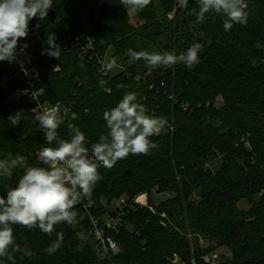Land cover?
Segmentation results:
<instances>
[{
    "label": "trees",
    "instance_id": "16d2710c",
    "mask_svg": "<svg viewBox=\"0 0 264 264\" xmlns=\"http://www.w3.org/2000/svg\"><path fill=\"white\" fill-rule=\"evenodd\" d=\"M247 4V23L229 31L216 15L196 23L198 0H188L186 8H179L177 0H149L135 14L137 24L122 0H53L55 20L45 16L29 22V33L38 30V37L30 39V66L37 70L41 101L51 107L59 102L76 113L71 122L85 133L87 146L107 133L103 112L126 92L137 93L148 113L168 124L150 138L158 147L148 154L98 168L101 179L91 203L85 198L73 206L75 223L61 222L51 235L14 225L16 248L9 249L14 264H210L205 255L214 249H194L190 234L228 248L232 259L223 264H264V0ZM49 33L56 43L68 40L58 60L41 55ZM194 43L201 50L192 69L183 64L153 69L128 54L129 49L153 53L155 48L178 55ZM109 48V58L124 70L103 74L99 60ZM9 72L0 62V81ZM22 86L13 80L0 92V159L20 154L29 166H41L39 151L53 145L35 120L33 103L21 97ZM17 111L19 125L13 126L8 117ZM67 122L57 129L60 139L70 138ZM22 175L17 168L11 177H0V195ZM154 193L171 197L155 205ZM144 194L148 205L135 204ZM121 198L130 204L124 225L107 233L119 251L104 256L90 217L114 216L103 200L110 204ZM241 201L254 206L240 211ZM57 233L63 234L62 246L49 255L45 249ZM0 259L13 264L7 256Z\"/></svg>",
    "mask_w": 264,
    "mask_h": 264
},
{
    "label": "clouds",
    "instance_id": "9594fccd",
    "mask_svg": "<svg viewBox=\"0 0 264 264\" xmlns=\"http://www.w3.org/2000/svg\"><path fill=\"white\" fill-rule=\"evenodd\" d=\"M149 0H122L123 8L136 14L147 6ZM179 8H186L188 0H177ZM196 23H203L210 15L222 18L223 28L229 31L234 25H245L248 19L247 0H198ZM53 0H0V62H16L18 43L29 33V22L33 18L42 20L52 9ZM39 29V24L34 25ZM27 45H25L26 47ZM201 45L194 43L180 54L172 52L149 53L146 50H128L133 61L143 60L147 66L171 67L183 64L192 69L199 64ZM62 49L56 43L55 34L49 33L42 44L41 55L58 60ZM22 70L23 64L20 65ZM117 67L115 58H105L101 62L104 72ZM104 86V81H100ZM107 91V89H105ZM19 112L9 115L13 126L19 125ZM76 113L59 102L50 109L35 116L44 138L51 147L39 151L41 166H29L27 159L16 154L14 157L0 159V177H11L13 170L23 169L15 187L0 195V257L7 256L9 249L15 251L13 226L38 228L51 235L54 226L64 222H76L77 213L73 206L88 199L101 179L98 168H112L119 160L129 155L148 154L158 147L150 138L160 136L168 121L163 117L150 115L146 106L138 101L137 93L126 92L118 104L103 112L107 133L100 135L98 142L89 146L85 133L72 123ZM67 122L69 139H60L57 129ZM56 240L45 249L51 255L57 252L63 241V234L57 233ZM31 255V252H27ZM0 264L4 261L0 259ZM14 264V261H13Z\"/></svg>",
    "mask_w": 264,
    "mask_h": 264
},
{
    "label": "built area",
    "instance_id": "2783aa9c",
    "mask_svg": "<svg viewBox=\"0 0 264 264\" xmlns=\"http://www.w3.org/2000/svg\"><path fill=\"white\" fill-rule=\"evenodd\" d=\"M172 18V15L169 16ZM40 28V26H39ZM38 37V30H34L33 33H28V36L26 38H21V40L18 43V52L19 55L17 56L16 62L9 64L8 62H4L7 64V66L10 69V72L8 75L4 76L2 80L0 81V92L3 89H7L10 82L13 80H19L22 82L23 86L20 91V95L24 99H28L31 101L34 105V112L40 113L42 111H45L47 109L52 108L51 106H48L47 104L43 103L41 101V97L43 95V90L38 87V82L36 79V68L30 66V53H31V43L30 41L32 38ZM31 39V40H30ZM57 44L61 47V49H66L68 47V40H61L58 41ZM25 45H27L25 47ZM110 49L107 50V52L101 56L99 60L100 64V72L103 74L110 73L115 70H124V67L121 63H117V67L113 68L110 72H104L101 68V62L108 58L110 59ZM23 64V68L27 71L22 70L20 65ZM189 106L184 105V109L188 110ZM42 130V129H41ZM43 132V130H42ZM144 196L147 198L148 195L144 194ZM141 196L137 197L134 200V203L140 206H147L148 205V199L146 203H142L139 201V198ZM85 202V199L78 202L77 204H82ZM130 208V204L126 198H121L118 200V205L115 207L114 210V216H106L102 219H98L95 217H90V220L93 225V233L96 238V240L100 244V249L104 256L109 255H117L119 251L118 243L114 238L111 236H108L107 233L109 231H117L120 228L123 227V217L125 216V213L127 209ZM175 262H178V257L176 256Z\"/></svg>",
    "mask_w": 264,
    "mask_h": 264
},
{
    "label": "rangeland",
    "instance_id": "374dc122",
    "mask_svg": "<svg viewBox=\"0 0 264 264\" xmlns=\"http://www.w3.org/2000/svg\"><path fill=\"white\" fill-rule=\"evenodd\" d=\"M173 17V16H172ZM131 20L133 24L138 23V19L135 14H131ZM167 40H163V44ZM162 50L163 46H160ZM153 52L158 53V51L153 48ZM174 53V52H173ZM218 103H221V98L218 99ZM171 195L168 193H162V194H152L150 200L152 203L155 205H158L161 201L166 200L170 198ZM148 202H149V197H147ZM259 201V198L256 200V202ZM103 203L106 207H108L109 210L114 211L115 207L118 205V200H114L112 203L108 204L107 200H103ZM254 204H251L248 201H241L238 204V209L240 211H250L253 208ZM190 239L192 242V247L194 249L199 248L201 251H207L210 249H214L211 253H208L205 255V260L210 263V264H223V263H228L232 259V253L228 248L225 247H217L215 242L209 241L208 239L204 238L202 235H195V234H190Z\"/></svg>",
    "mask_w": 264,
    "mask_h": 264
},
{
    "label": "water",
    "instance_id": "95a60500",
    "mask_svg": "<svg viewBox=\"0 0 264 264\" xmlns=\"http://www.w3.org/2000/svg\"><path fill=\"white\" fill-rule=\"evenodd\" d=\"M48 17L51 19V20H55L57 15L55 12L49 10V13H48Z\"/></svg>",
    "mask_w": 264,
    "mask_h": 264
},
{
    "label": "bare ground",
    "instance_id": "6f19581e",
    "mask_svg": "<svg viewBox=\"0 0 264 264\" xmlns=\"http://www.w3.org/2000/svg\"><path fill=\"white\" fill-rule=\"evenodd\" d=\"M139 201L142 203H146L147 202V198L144 195H141V197L139 198Z\"/></svg>",
    "mask_w": 264,
    "mask_h": 264
}]
</instances>
